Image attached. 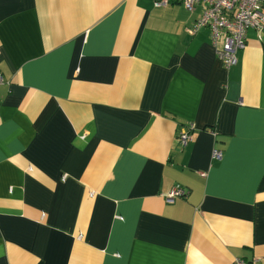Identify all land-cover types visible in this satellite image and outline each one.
<instances>
[{
	"label": "crops",
	"instance_id": "0c3cea01",
	"mask_svg": "<svg viewBox=\"0 0 264 264\" xmlns=\"http://www.w3.org/2000/svg\"><path fill=\"white\" fill-rule=\"evenodd\" d=\"M202 11L0 0V264H264V30Z\"/></svg>",
	"mask_w": 264,
	"mask_h": 264
},
{
	"label": "built area",
	"instance_id": "2783aa9c",
	"mask_svg": "<svg viewBox=\"0 0 264 264\" xmlns=\"http://www.w3.org/2000/svg\"><path fill=\"white\" fill-rule=\"evenodd\" d=\"M172 1H178L193 12L202 5L200 18L191 26L194 33L201 27H208L211 31V42L215 47L219 59L226 69L238 63V54L247 46V30L249 28L264 30V0H155V6L165 7ZM4 76L0 70V84ZM192 126L186 127L179 133L182 146H187L194 138ZM216 134V132H214ZM223 150L215 148L213 158L221 160ZM207 175V172H202ZM189 190L181 184H176L167 194V200L173 202L176 197H187ZM235 264H252L245 258H237Z\"/></svg>",
	"mask_w": 264,
	"mask_h": 264
}]
</instances>
